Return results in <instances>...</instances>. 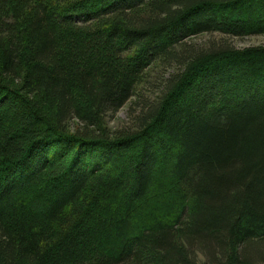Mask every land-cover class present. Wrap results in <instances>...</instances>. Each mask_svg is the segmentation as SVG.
Wrapping results in <instances>:
<instances>
[{
    "label": "trees",
    "instance_id": "16d2710c",
    "mask_svg": "<svg viewBox=\"0 0 264 264\" xmlns=\"http://www.w3.org/2000/svg\"><path fill=\"white\" fill-rule=\"evenodd\" d=\"M216 36L264 0H0V264H264V46Z\"/></svg>",
    "mask_w": 264,
    "mask_h": 264
},
{
    "label": "rangeland",
    "instance_id": "374dc122",
    "mask_svg": "<svg viewBox=\"0 0 264 264\" xmlns=\"http://www.w3.org/2000/svg\"><path fill=\"white\" fill-rule=\"evenodd\" d=\"M224 38V44H227L228 47L241 50L245 48H249L252 46H264V36H244V37H219L216 36V39ZM207 39L206 36L201 35L194 38L196 43H203ZM129 105H125L122 109H120L116 114L111 115L107 119L108 126L111 129L122 126L125 122L128 121V109Z\"/></svg>",
    "mask_w": 264,
    "mask_h": 264
}]
</instances>
